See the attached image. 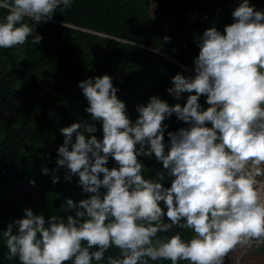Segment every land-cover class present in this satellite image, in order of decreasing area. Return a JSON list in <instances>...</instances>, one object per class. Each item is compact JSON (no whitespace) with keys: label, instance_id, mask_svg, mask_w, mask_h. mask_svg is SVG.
Masks as SVG:
<instances>
[{"label":"clouds","instance_id":"obj_1","mask_svg":"<svg viewBox=\"0 0 264 264\" xmlns=\"http://www.w3.org/2000/svg\"><path fill=\"white\" fill-rule=\"evenodd\" d=\"M73 0H0V49L39 44L36 25ZM223 32L206 28L192 75L177 72L166 91L137 103L129 118L109 74L78 82L88 121L62 127L55 165L73 176L86 198H65L66 215L45 218L24 208L0 232L8 259L19 264H224L264 245V9L239 0ZM165 35L162 40L170 41ZM135 41L131 42L134 46ZM156 51L157 49H153ZM206 97L204 108L199 103ZM185 127L168 131L172 115ZM99 122L102 137L98 138ZM210 125V126H209ZM164 171L146 178L138 157ZM115 166L109 168V158ZM47 174L49 169L41 167ZM170 178V186L162 181ZM53 174L51 181L58 182ZM29 183H34L30 180ZM190 230L187 238L180 231ZM110 248L116 255L105 257Z\"/></svg>","mask_w":264,"mask_h":264},{"label":"trees","instance_id":"obj_2","mask_svg":"<svg viewBox=\"0 0 264 264\" xmlns=\"http://www.w3.org/2000/svg\"><path fill=\"white\" fill-rule=\"evenodd\" d=\"M189 1L194 4L191 13ZM250 1L256 8L264 9V0ZM237 2L159 0L161 6L150 15L148 0H73L70 8L57 9L51 19L36 25L34 31L42 36L39 44H33L29 37L22 47L0 49V232L14 218L22 216L26 207L47 219L51 214H68L64 205L66 197L86 198L87 194L76 183L78 177L73 176L69 182L62 168L52 172L56 167V149L63 142L60 129L79 120L91 122L79 81L103 74L112 76L113 85L118 88L117 96L125 102L133 121L139 115L135 105L146 103L151 95L170 105L183 104L189 93L177 101L166 91L171 86V76L177 72L193 74L188 66L199 52L194 35L212 25L223 32L222 21L226 23ZM4 14L0 10V18ZM165 35L171 37L170 41L162 40ZM133 41L135 44L131 46ZM173 42H181L185 48L187 45L191 54L186 57L174 48ZM24 69L35 70L37 77L34 74L31 81L22 79L20 73ZM22 95L31 101L29 121H19ZM205 99L203 94L199 98L204 108L208 107ZM32 121L41 126L40 130L45 129L41 136ZM92 123L97 126L94 134L101 138L99 122ZM164 123L168 125L165 141L168 131L186 126L174 114ZM138 159L146 168V178H155L164 171L154 156ZM42 166L49 169L47 174L41 172ZM106 166L114 167L115 161L110 157ZM53 174L60 177L55 184L51 181ZM30 180L34 183H29ZM29 184H35L39 191L37 203L24 206L10 198L9 191L17 193ZM162 184L170 186V178L166 177ZM175 231L185 238L191 235L185 229H173L166 235ZM117 252L118 249L110 248L105 257ZM7 256L8 249L0 236V264H19L17 259ZM162 264L170 262L162 261Z\"/></svg>","mask_w":264,"mask_h":264},{"label":"rangeland","instance_id":"obj_3","mask_svg":"<svg viewBox=\"0 0 264 264\" xmlns=\"http://www.w3.org/2000/svg\"><path fill=\"white\" fill-rule=\"evenodd\" d=\"M148 1H149L148 12L150 13V15H152L154 10L157 7H160L161 5L159 4V0H148ZM189 3H190V8H189L188 12L191 13V9H192L194 4H193V2H190V1H189ZM237 3H239V2H237ZM250 3L254 4V2H251V1H250ZM232 21H233L232 16H230L229 18L227 17L226 23L224 21H222L223 22L222 28L224 29V26L232 23ZM83 30H85V29H83ZM88 31H91V30H88ZM92 32H94V31H92ZM172 45L178 51H182L183 54L186 55V57L189 56V54H191L190 51L188 50V46L186 45V48H185L184 46H182L181 42H173ZM149 49H153V48H149ZM188 69H190V70L192 69V64H190L188 66ZM34 74H35V70L32 71V70L24 69L20 73V76L24 80H30L31 81ZM35 77H37L36 74H35ZM19 106H20V108H19V121L31 120L32 108H31L30 99H28L27 97L22 95V97L19 98ZM32 124H34L33 126L39 130V131H37V134L39 136H41L45 132L44 131L45 129L40 130L41 126L39 124H35L34 121H32ZM9 196H10V198L14 199L16 202H18L24 206H30V205H34L39 200V191H38L35 184H29V185H26L25 188H23V187L19 188V191L17 193L9 191ZM259 247H256V249H258ZM231 255H233L234 257L230 260L229 264H237L236 259H235V253H232ZM254 260L255 259L252 257L249 259H247V257H244V258L241 257L239 260V264H254Z\"/></svg>","mask_w":264,"mask_h":264},{"label":"crops","instance_id":"obj_4","mask_svg":"<svg viewBox=\"0 0 264 264\" xmlns=\"http://www.w3.org/2000/svg\"><path fill=\"white\" fill-rule=\"evenodd\" d=\"M233 257H234L233 255H230V260ZM242 257L243 258L247 257V259L252 257L255 259L254 264H264V245H261L258 249H256V247L254 246L252 249L248 250V252L244 254Z\"/></svg>","mask_w":264,"mask_h":264},{"label":"water","instance_id":"obj_5","mask_svg":"<svg viewBox=\"0 0 264 264\" xmlns=\"http://www.w3.org/2000/svg\"><path fill=\"white\" fill-rule=\"evenodd\" d=\"M224 264H229V257H225Z\"/></svg>","mask_w":264,"mask_h":264},{"label":"bare ground","instance_id":"obj_6","mask_svg":"<svg viewBox=\"0 0 264 264\" xmlns=\"http://www.w3.org/2000/svg\"><path fill=\"white\" fill-rule=\"evenodd\" d=\"M212 1H215V0H212Z\"/></svg>","mask_w":264,"mask_h":264}]
</instances>
